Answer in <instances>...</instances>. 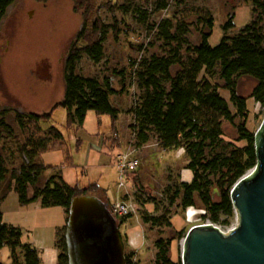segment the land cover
Listing matches in <instances>:
<instances>
[{
    "label": "rangeland",
    "instance_id": "rangeland-1",
    "mask_svg": "<svg viewBox=\"0 0 264 264\" xmlns=\"http://www.w3.org/2000/svg\"><path fill=\"white\" fill-rule=\"evenodd\" d=\"M162 1L16 0L0 21V106L6 111L5 119L13 127L12 132L0 129V137L6 132L9 144L13 143L15 137L27 140L33 127L22 128L15 116L17 108L26 107L24 102L28 101L31 109L39 113H48L63 98L66 58L86 18L91 21L100 16L105 23L113 26L104 43L102 60L96 63L83 53L76 72L97 77L102 82L107 77L113 80L118 90L113 98L119 101L122 111L119 119L122 128L116 129L119 137L125 140L122 152L129 147L133 138V104L145 92L142 79L137 86L132 83L131 69L135 62L140 64L153 56H168L175 48L180 49L181 57L186 61L191 54L188 47L199 44L202 32L210 31L201 22V14H211L215 20L209 39L211 45H217L226 33L230 36L237 34L254 18V0H165V9L160 7ZM230 18L235 27L225 32L223 26ZM168 22L171 23L170 32L187 42L182 41L183 44L179 45L177 39L165 37L162 31ZM183 30H187L184 35L181 34ZM179 69L178 65L174 66L172 73L175 74ZM145 70L142 63L139 71ZM213 81L223 84L218 73L213 76ZM254 82V79L247 76L240 78L239 93L248 97L249 116L246 120L238 116L234 123L223 121V142L210 147L207 150L208 156L211 153L228 154L236 146H245V140H238L240 124H245L253 132L261 125L264 105L250 97L257 84ZM163 85L168 87L169 83L163 82ZM220 93L228 100L232 111L236 112L230 91L220 88ZM67 119L66 108L58 106L52 111L51 117L40 121L43 130L54 125L64 134L63 140L57 141L55 147L45 150L39 156L40 162L54 166L45 173L41 184L46 182V176L56 172H61L72 183L88 184L90 180L96 182L100 179L101 185H105L102 188H106L112 199L117 188L119 195L116 200L127 199L128 196L135 201L138 204L137 214L120 224L127 264H154L158 252L156 242L160 238L173 240L171 258L182 264L184 238L192 226L211 223L228 231L238 225L239 216L235 208L234 215L225 224L214 222L211 218L203 219L201 216L205 206L200 199L188 208L181 205V198L171 204L181 182L193 178V172L188 168L189 157L185 147L165 149L156 137H151L150 142L135 152L139 160L138 169L131 175L126 174V187L119 188L117 158L106 152L103 155L98 153L100 145H109L115 138L112 117L108 114L98 115L90 110L82 126H68ZM107 139L111 142L108 143ZM18 156L10 164V174L2 189H6L12 175L18 173L26 162L27 153ZM215 188L212 190L213 197L219 199L220 191ZM8 195L2 210L4 220L20 227L23 241L36 247L42 257L47 260L55 257L58 260L60 250L56 245L57 226H62L66 221L65 208L41 205L45 208L43 211L35 210V206L28 209L29 203L20 202L14 185L7 190L5 198ZM144 212L156 216L166 213L171 225L153 226L145 223L142 218ZM226 218V215L222 216V220ZM20 260L23 261L21 257ZM0 262L13 264L11 249L7 245L0 250Z\"/></svg>",
    "mask_w": 264,
    "mask_h": 264
},
{
    "label": "trees",
    "instance_id": "trees-1",
    "mask_svg": "<svg viewBox=\"0 0 264 264\" xmlns=\"http://www.w3.org/2000/svg\"><path fill=\"white\" fill-rule=\"evenodd\" d=\"M15 1L0 0V21ZM160 5L162 9L167 7L165 0ZM253 5V20L233 36L224 34L217 45H211L209 41L215 22L213 16L208 13L201 14V22L210 31L202 32L199 44L188 47L191 54L186 61L182 59L180 49L175 48L168 56H153L140 64L135 62L131 69L132 83L137 86L138 81L142 79L145 89L131 110L134 118L131 126L133 144L138 149L150 142L151 137H156L165 149L185 147L189 157L188 168L192 170L193 178L181 182L171 204L181 198V205L188 208L200 199L205 206L201 217L225 224H228L229 217L234 215L232 187L257 163L255 132L249 130L245 124H240L238 140H245V146H236L228 154L211 153L210 156L207 155V150L223 142V121L234 123L238 116L245 120L249 116L248 97L240 95L238 91L241 77L248 76L257 80L250 97L264 105V0H254ZM169 27L170 22L162 31L166 38L177 39L179 45L182 41L187 42L172 34ZM234 27L235 23L230 18L223 29L227 32ZM111 29L113 26L105 23L100 16L91 21L86 18L69 50L65 62V94L52 109L53 111L58 106L66 108L68 126L84 125L88 112L94 110L98 115H110L113 132H117L120 110L111 100V97L118 93L113 80L107 77L102 82L97 77L76 72L83 53L96 63L102 60L105 53L104 43ZM186 32L187 30H183L181 34ZM142 63L146 68L145 72L139 71ZM176 65L180 69L173 74L172 68ZM216 73L223 80V84L213 81ZM163 82H168L169 86H164ZM220 88L230 91V99L236 112L232 111L228 100L221 95ZM52 111L39 114L15 110L18 124L22 128L32 126L33 131L27 140L15 137L12 144L5 143L0 151V205L7 190L14 185L23 204L40 200L43 207L65 208L67 223L73 198L89 194L93 186L87 189L72 186L65 181L61 172L53 173L41 184L45 173L54 166L38 162L37 158L64 138V134L56 126L43 130L40 125L43 118L51 117ZM5 114L6 111L0 106V129L12 132L13 127L5 119ZM6 132H3L1 137H8ZM112 141L113 145H121L118 143V137H113ZM24 152L27 153L26 162L18 173L12 175L7 190L1 191V186L10 174V164ZM132 172L135 170L128 174L131 175ZM30 186L34 188L32 197L28 195ZM215 187L220 191L219 199L213 197L212 190ZM108 201L111 207L112 202ZM223 215L227 216L224 220ZM130 216L132 215L116 218L121 224ZM142 218L145 223L153 226L171 225L166 213L156 216L144 212ZM66 223L57 232L56 245L60 250L58 264H69L65 239ZM22 238L21 228L6 222L0 208V250L6 245L10 247L13 264H41L39 250L31 243H25ZM172 243L173 240L163 238L156 242L158 252L154 264H180L171 258Z\"/></svg>",
    "mask_w": 264,
    "mask_h": 264
},
{
    "label": "water",
    "instance_id": "water-1",
    "mask_svg": "<svg viewBox=\"0 0 264 264\" xmlns=\"http://www.w3.org/2000/svg\"><path fill=\"white\" fill-rule=\"evenodd\" d=\"M255 148L256 166L231 189L238 225L228 232L211 223L192 226L182 264H264V118ZM65 239L69 264H127L119 221L109 201L95 194L73 198Z\"/></svg>",
    "mask_w": 264,
    "mask_h": 264
},
{
    "label": "crops",
    "instance_id": "crops-1",
    "mask_svg": "<svg viewBox=\"0 0 264 264\" xmlns=\"http://www.w3.org/2000/svg\"><path fill=\"white\" fill-rule=\"evenodd\" d=\"M248 77V76H247ZM250 78H252V77H250ZM252 79H254V83H257V80L255 79V78H252ZM257 84H255L254 86H256ZM238 91H240V89H239V86H238ZM252 93V92H251ZM65 94V93H64ZM116 95H114V96H112L111 97V100L113 101V103H114V105L120 110V104H119V101H115V99L113 98V97H115ZM243 96V95H242ZM64 97V96H63ZM62 100V99H61ZM60 100V101H61ZM59 102V101H58ZM58 102H56V103H58ZM26 105V107H19V109L17 108V110L19 111V112H21V113H39V111H36V110H34V109H31L32 107L30 106V105H28V101H26V102H24ZM55 103V102H54ZM55 103V104H56ZM54 104V105H55ZM40 114V113H39ZM121 115H122V111H120V114H119V119H120V117H121ZM119 119H118V122H117V128H119V129H121L122 128V125L120 126V122H119ZM115 133H117V132H115ZM115 135V134H114ZM121 136V135H120ZM118 139H119V142L118 143H121V145H119V144H117V143H114V145L112 144V143H109V142H111V141H108V139H107V142L109 143V145H104L103 147L100 145V151H98V153L99 154H104L105 152L106 153H109L110 154V156L113 154L114 156H115V158H117L116 159V164H117V167H118V159H119V155L121 154V152H122V147H123V145L122 144H124L125 145V140H123V138L122 137H118ZM7 141H8V139H7V137H6V135L5 136H2L1 137V142H0V151H2V147H3V145L5 144V143H7ZM53 147H55V146H53ZM53 147H51V148H53ZM50 148V149H51ZM117 151V152H116ZM40 156V155H39ZM39 156H38V158H37V160H38V162H40V160H39ZM67 159L68 160H70V157H68L67 156ZM100 160L102 161V156L100 157ZM106 160V159H105ZM119 169V168H118ZM53 174V173H52ZM63 176V175H62ZM48 177H50V175L49 176H46V179L48 178ZM64 179H65V181L67 182V183H69L70 185H72V186H74V185H77L80 189H87V188H90V187H92L93 186V188H92V191H90V193L91 194H95V195H97V196H99V197H102V198H104V199H108V200H110L111 202L112 201H114V200H116V198H117V196L119 195V192H118V189L116 188V190L114 191V197H113V199L111 198V197H109V195H108V193H107V190H106V188L104 187V189L102 188V186H105V185H101L102 184V181H101V183H100V179H98L96 182L95 181H92V180H90V183H88V184H81L80 182H77V183H72V181H71V179H68L67 180V178H65L64 177ZM70 180V181H69ZM130 181V180H129ZM4 185V184H3ZM2 185V186H3ZM2 186H1V191L3 190L2 189ZM33 194H34V189L30 186L29 187V189H28V195H29V197H32L33 196ZM8 197H9V195L6 197V198H4L3 200H2V202H1V205H0V208H1V210H3L4 208H5V206H6V203H7V200H8ZM33 206H35V210H41V211H43V209H45V208H42V206H41V201L40 200H37V201H34V202H31V203H29V206L27 207L28 209H31V207H33ZM65 216H67V214H66V211H65ZM5 217V216H4ZM65 220H66V217H65ZM8 221V220H7ZM65 223H66V221H65ZM65 223L61 226H57L58 227V229L59 228H62L64 225H65ZM41 255V258H42V263L41 264H58V260L57 259H55V257H53V258H50V259H48L47 260V258L46 257H42V254H40Z\"/></svg>",
    "mask_w": 264,
    "mask_h": 264
},
{
    "label": "built area",
    "instance_id": "built-area-1",
    "mask_svg": "<svg viewBox=\"0 0 264 264\" xmlns=\"http://www.w3.org/2000/svg\"><path fill=\"white\" fill-rule=\"evenodd\" d=\"M115 137H119V134L115 133ZM128 146L129 147H127L124 152L119 155L118 159V168L120 171V182L118 183L119 188L126 187V174H128L130 171L136 170L139 166V160L135 157V152L137 151V148L133 146V140L129 142ZM110 208L114 216L119 217L134 215L138 212V204L132 199H130V197L127 199H119L112 201ZM223 231L228 232L229 230Z\"/></svg>",
    "mask_w": 264,
    "mask_h": 264
}]
</instances>
